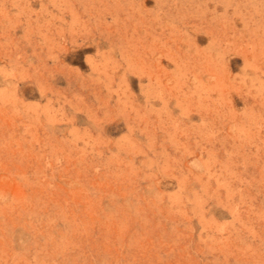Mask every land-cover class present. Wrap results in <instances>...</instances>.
Here are the masks:
<instances>
[{"label":"rangeland","instance_id":"374dc122","mask_svg":"<svg viewBox=\"0 0 264 264\" xmlns=\"http://www.w3.org/2000/svg\"><path fill=\"white\" fill-rule=\"evenodd\" d=\"M0 264H264V0H0Z\"/></svg>","mask_w":264,"mask_h":264}]
</instances>
